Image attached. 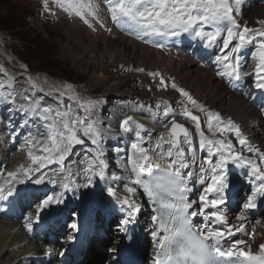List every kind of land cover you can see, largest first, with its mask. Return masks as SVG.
Returning <instances> with one entry per match:
<instances>
[{"label": "snow or ice", "instance_id": "snow-or-ice-1", "mask_svg": "<svg viewBox=\"0 0 264 264\" xmlns=\"http://www.w3.org/2000/svg\"><path fill=\"white\" fill-rule=\"evenodd\" d=\"M56 3L70 16L79 17L89 27H93L89 17L104 27L99 19L98 7L91 3H85L84 0H56ZM106 3L111 20L130 30L138 39L154 36L180 37L187 34L201 41L205 49L219 48V53L215 55V63L222 66V71L218 72L221 77L240 81L252 75L244 70L241 53L247 46L255 44V51L251 53V59L255 61L254 82L256 88L264 89V27L258 30L249 29L238 22L236 17L241 14V0H106ZM44 7L46 11L49 10L48 0H44ZM258 23L264 26V20ZM138 71L142 72L144 69ZM149 75L153 77L160 75V85L167 87L161 74ZM3 86L0 84V87ZM172 88L176 89L180 96L185 97L193 108L206 114V128L211 137H217V134L224 137L225 133H233L241 147H246L250 153L258 155L260 161L264 163V153L248 143L239 126L231 118L225 120L220 113L207 110L174 81ZM65 96L72 103L66 105L62 111L41 108L35 102L29 108L21 109L25 114L30 113L43 121L46 129V134L26 141L27 144L35 146L34 139L37 141L46 139L40 153L34 154L29 151V159L32 165L37 167L24 169L23 177L32 180L36 185L42 184L45 178L42 169L52 164L64 167L66 158L74 154L73 147L84 145L85 139H88L96 146V160L99 162L98 166L89 165L86 169L90 175L84 186L88 187L92 185L93 177L104 179L107 167L102 159L103 133L91 118L92 110L100 101L80 100L71 92V86L59 93L58 100L62 102ZM73 104L84 111V116L74 111ZM156 107L159 109L160 105ZM171 111L170 107H165L164 115L167 116ZM182 114L195 124L199 136V149L201 151L206 149L209 153V158L201 161L199 165L196 182L203 187L198 200L190 198L194 173L186 171L196 164V148L189 129L174 118L171 120V128L167 135L159 136L151 148L143 146L142 143H132L131 152L127 157L126 168L130 165L131 184L139 186L148 200L159 205L156 209L158 215L152 217L157 229L151 233L158 248L156 264H264V244L259 246L256 253L252 251L250 245L246 249L240 247L246 245L244 240L233 242L226 250L220 244L227 234L245 231L243 223L239 226L230 225L222 210V206L227 202L226 191L230 187L228 165L246 164L250 166L252 175L261 181L247 198L245 207L248 209L257 207V196L264 197V168L235 150L228 139L206 137L200 117L193 114L187 106L184 107ZM131 125L136 129L135 135L138 140L143 141L141 133L145 131L144 125L138 123L132 116L121 121L120 129L124 133L131 132L133 131ZM152 154L164 160L167 167L161 168L155 163ZM213 156L216 157L215 160L211 158ZM33 173L39 175L33 179ZM15 175L9 173L10 177ZM19 183L23 184L24 179H20ZM68 187L67 184L64 185L65 190H68ZM125 190L129 196L124 198L117 197L112 187L107 189V193L110 197H115L122 208L126 206L128 216L131 218L133 214L139 212L138 205L132 198L137 188L126 186ZM14 195H18L14 189L5 190L0 186V200ZM62 202L63 193L59 197L43 198L36 204V218L39 219L41 212L52 204ZM198 217L202 218L199 223ZM237 219L244 221L246 217L240 215ZM215 225L223 227L217 228ZM26 227L29 231L32 230L31 224H27ZM71 227L76 229L77 224L73 223ZM71 238L69 236V239Z\"/></svg>", "mask_w": 264, "mask_h": 264}, {"label": "rangeland", "instance_id": "rangeland-1", "mask_svg": "<svg viewBox=\"0 0 264 264\" xmlns=\"http://www.w3.org/2000/svg\"><path fill=\"white\" fill-rule=\"evenodd\" d=\"M48 9V11L45 10L43 0H0V84L4 85L0 87V106L6 105L12 101L14 92L17 90L16 96L19 100L30 98L28 106L33 102L37 103V98L40 99L42 97L47 100H53L58 105L65 107L72 102L68 100L67 96H65L61 102L58 100V96L61 91H65L68 89V86H71V92L79 97L80 100L100 101L92 110L91 118L101 129L105 124H99V122H106L109 120V112H111L119 102H143L152 98L154 90H150V88L152 86L155 88L160 85L159 80L161 78L160 75L156 77L149 75V73L154 72L145 70L142 72L138 71L139 75H136L137 77H130L121 74L119 66L114 65L107 72V75L105 74L102 81L106 84L96 83V79L98 78L97 75L101 74L102 70L99 64L102 62V55L106 54V50H115L119 52L118 48H120L121 43L115 38H113L114 40H106L104 37L94 39V36H89L85 32L84 29L87 27V24L79 17L74 16L75 23L84 29L75 27L69 23L64 24L61 22L54 16L55 14L51 12L49 2ZM252 24L254 27L262 26L258 21ZM67 25H71V27L68 28ZM67 30H71V32L68 33ZM125 32L128 37L137 38L134 33H131L130 30L126 28ZM68 34H70L71 37H69ZM153 38L159 40L161 37L154 36ZM125 53L126 52L123 53L121 60L124 59V56L125 58H129ZM135 55H138L137 59L140 58L138 60L143 59V65H149L155 69H164V67H167V63L160 65L161 63H158L157 58L148 56L144 52H137ZM147 61L148 64L144 63ZM181 65H177V62L173 61V63L170 64L171 69L169 74L157 72L161 74L166 81L167 87L162 86V88L169 93L167 97L168 106L163 104V110L165 107H170L172 109L171 112H176L175 115L186 120V117L182 113L184 107L187 106L190 110L195 111V113L199 115L201 121L206 119L205 113H201L193 108L192 105L187 103L185 97L180 96L179 92L172 88L173 81L179 88L187 90L199 103L204 105L205 101H207L206 104L210 106L205 107L207 110L216 112L218 106L214 103H217L216 101L222 97H224L225 100L224 109L226 108L227 101L231 97L238 100L236 104L232 103L235 107H238L240 104L243 106V102L241 103V100L235 96H230L228 94L223 96V94H225L221 93L223 88L213 81V77L211 76L212 71L210 69L206 68L205 70L207 72L198 69L188 71L186 65ZM132 74L134 73H130V75ZM10 83H12V85ZM143 83L149 86V92H147V88L143 86ZM182 83H184V86ZM33 85H35V87H33ZM218 87L221 89L220 92L218 91ZM121 97H124V100H121ZM201 98L205 100L201 101ZM73 109L77 110L80 116H84V111L80 109L78 105L73 104ZM143 110L155 111L156 109L143 108ZM169 115L170 113L167 116ZM32 118L35 117L32 116L30 119ZM3 120L4 117L0 110V121ZM242 120H244V118ZM235 121L236 120H234V122ZM23 122V124L27 123V121L24 120ZM19 123L20 122H17L16 125ZM12 127V124L11 126H5V130L8 134H10ZM38 129L42 130V125L40 123L38 124ZM204 132L205 134L211 135L208 131L204 130ZM196 137H198L197 133ZM227 138L231 139V136L227 135ZM232 144L235 147V144ZM75 150H77V148L73 149V151ZM25 152V159H27L29 158V151ZM90 159H92L90 161L92 164L97 162L96 157H91ZM10 172L11 170L6 173L9 174ZM42 172L46 171L43 170ZM35 174L39 173H33L32 176ZM24 181L28 182L30 180L25 178ZM24 203L29 204L28 200H25ZM20 211H22V208ZM71 213H73V211ZM68 221L69 219H67V222ZM1 229L3 231L1 230L0 236H2L5 231V228ZM14 230V233L8 235L9 237L13 236V238H17L16 242H13V245H16L20 251L26 249L24 247L30 244H24V233L20 232L19 227H16ZM8 236L1 237L0 256L4 254L6 246L10 241ZM93 241H96V239ZM45 245L47 246L48 243ZM34 247L29 248L33 249ZM93 247H97V243L93 244ZM109 248L110 246L104 244V248L99 249L101 252L104 250L106 254V256L102 257L99 264H105V262L108 261ZM12 249L14 248H9V250L6 251V256L2 259L3 263L13 259L16 255V251L19 252L18 249ZM42 253L43 252H41V254L39 253V257L44 255ZM20 254H22V251ZM25 257L28 256H19L18 254L19 260ZM99 259L100 256L95 255L94 262ZM55 260L52 259L50 264H55ZM23 262V264H30V260L28 259Z\"/></svg>", "mask_w": 264, "mask_h": 264}, {"label": "bare ground", "instance_id": "bare-ground-1", "mask_svg": "<svg viewBox=\"0 0 264 264\" xmlns=\"http://www.w3.org/2000/svg\"><path fill=\"white\" fill-rule=\"evenodd\" d=\"M263 14H264V9L259 11L258 13H256L255 17H259L260 15H263ZM252 16H254V15H251L250 17H252ZM253 20H257V19L255 18ZM67 26H68V28L71 27V25H67ZM69 32H71V30L68 31V33ZM68 35H69V37H71L70 34H68ZM94 39H98L97 35L94 36ZM105 39L108 40L109 38L105 37ZM103 41H105V40H103ZM119 42L121 43L120 48H118L119 52H116L115 50H106L105 51L106 54L102 55V62L99 63L101 65V67L100 66L99 67L103 71L101 70V74L97 75L98 78L96 79V83L104 84L105 82H102V81H103V79L105 77V74L107 75V72L114 65H117V66L122 67V68L132 69V70L143 69L144 68L143 67V59H141V60H138L140 58L137 59L138 55L137 56L135 55V53H137V52H144L148 56H151V57L154 56V58H157L158 63H161L160 65H163V63L164 64L167 63V67L166 68L164 67V69H166V70H170L171 69L170 68V64H172L173 61L177 62L178 64L179 63L182 64L181 66L186 65L188 71H194V69H195V65L192 64V63H186V62L183 63L182 61H177V60L172 59V57L162 56L159 52H157L155 50H152V49H150L148 47L142 46V45H140V44H138L136 42H133L131 40L122 38V40H120ZM114 48H116V47H114ZM124 52H126L125 55H128L129 58H125V56H124V59L121 60L122 59V55H123ZM98 58H99V56H98ZM103 60H104V62H103ZM148 61H150V60H148ZM148 61L144 62V63L148 64ZM147 66H149V65H147ZM235 82L236 81L233 80V84ZM109 90H111V89H109ZM213 90H215V89H213ZM220 90L221 89L218 87V91L219 92H220ZM238 97L242 100V101H240L241 103L244 102V98L243 97H241L240 95H238ZM121 100H124V97H121ZM216 102L217 103H214L216 106H218L217 107L218 109H217L216 112L220 113L225 120H227L228 118H231V119L233 118L232 119L233 121L236 120L235 124L239 126V128L241 129V132H242L244 137H252V139L254 141H256V142L258 140H263L264 139V112L257 111L256 108L254 107V105L252 103H248V102L242 103L243 106H241V104H240L238 107H235L234 104H232V103L236 104V102H238V100H236L234 97L230 98L227 101L225 109L223 108L224 105H225L224 97L218 99ZM156 104H159V102L156 101ZM125 115H127L126 117L132 116L134 120H136L138 123L144 125V128H146V131L144 133H141V135L143 136V141H144V144L142 143V145L145 146V147H149V148H151L155 144V142L159 138V136L166 135V128L167 127H165L164 125L169 126V121H171V119L169 117L167 120H160V122L157 125L150 124L148 121H146L144 119V117L140 113L135 112V111H131V109L128 108V107L115 106V108L113 110H111V112H109V114H108V116H110L109 120H107L106 122H99V124H106V128L104 129V132L107 134V136L109 138L108 144L114 147V149L116 150L115 155L117 157H119L120 155L125 157V162L124 163L126 164V158L131 152V147H130L131 144L134 143V142H136V143H141V142H140V140H138L136 138H133V136H134V134L136 132V129H135L134 125H131V127L133 128V131L128 132V133H124L120 129V123H121V121L123 119L126 118V117L123 118ZM26 117L28 118V114L26 115ZM256 117H258L257 122H256ZM243 118H244V120H242ZM249 120H251L250 122H251V124H253L251 126L252 127L251 132L249 131V128H250V125L248 123ZM16 134L17 133L12 134V138L13 139L16 138ZM125 135H130L131 138L128 140L127 138H125ZM230 135L233 136L234 134L230 133ZM192 139H193V135H192ZM121 141H122V144L120 143ZM261 144H264V142L261 143ZM19 146H21V144H19ZM42 147H43V145H40L37 148L36 153H40V150L42 149ZM165 147H167V145H165ZM13 149H17V147L11 145L10 140L8 139V137L5 134L0 133V163L6 164L7 165V169L6 170H8V171L9 170H13V167H15V165H17V164H20L21 161L24 160L25 156H26V152H24L23 149L17 154L16 153H12ZM41 154H43V153H41ZM198 154H199V149L198 150L196 149V160L198 158ZM155 157H156V160H157L156 163H158L161 168L167 167V164H166V162L164 160H161L157 156H155ZM104 161H105L106 164L111 165L112 168L115 171L119 170V166L120 165L117 162H115L114 159L110 158L108 155H105ZM57 166L60 168V165H57ZM29 167H33L34 168V167H37V166L31 164L27 168H29ZM196 167L197 166L195 165L194 167L188 169L187 171H191V172L194 173ZM128 168H130V165H129ZM121 170L124 171V173L122 174L123 176H125V181L124 182H122L121 180H118V179H116L114 177H111V176H108L107 181L109 183H111L113 186H116L119 183H122V184H120V186L122 187L123 191L126 193V194L123 195L124 197L129 196V194L125 190L126 186L136 187L137 188V192H136L135 196L132 197L136 201V198L139 197L143 193V191H142V189L139 188V186L131 184L130 171H126L123 166H121ZM75 176L78 178L76 182L79 185H81V189L76 193L77 198L79 199V202H80V199H84V198H90V201H92V198L88 197V196L92 195L93 192H94L93 188H92V185H90L88 187L84 186L85 184H87L88 179L84 180L81 177L79 172L78 173L75 172ZM192 179H194V178H192ZM55 180H56V182L58 180V175L57 174L55 175ZM16 182H17V180L15 178H12V179L9 180V185L8 186H13ZM191 186H192L193 190L190 193V198L192 200H198L197 191L200 189L199 185H198V183L196 181L192 180ZM99 191L101 193H104L103 191H105V187L100 188ZM31 193H32V190L29 189L28 195H31ZM233 196H234V193L230 194L229 197L226 199V201L228 203H232V197ZM100 198H101L100 196L94 197V202H95L96 205H100V210L94 211L93 214H94L95 218L93 220H91V222L92 223H99L97 217H100V221L101 222H105V223L115 222L116 220H114V219H111L109 221H105V218H104V215H103L101 209L105 208L107 206L104 203L101 202ZM239 198L240 197H238V199ZM149 203L152 204V201L149 200ZM108 207L110 209H112L111 211L118 210L117 204H113V206H108ZM138 208L140 209V207H138ZM237 208H238V204H236L234 207H232V208H230L228 210V215H229L230 219H232L233 216L236 215V209ZM9 213H11V212L10 211L2 212V210L0 209V233H1V230H2L1 228H5V231L3 232V235L0 236V240L1 241H2L1 237L8 236L9 234L15 232L14 228L10 227L7 224L8 223L7 220L5 219V218L8 217L7 215ZM149 213H150L149 210H145L144 213L143 212L139 213L138 217H137V221H138V223L140 225V228L142 230L141 238L143 240V243L146 241V236H147L148 230H149V227H147L146 224H145L146 214H149ZM123 216H124V219H125L124 222H123V227H121L120 224L118 223L116 225V228H118L119 231L121 230L122 233L125 234L127 226L129 224V221H127L128 218H127L126 214L123 215ZM199 219H200V217H198V220ZM131 221H132V219H131ZM76 224H77V228H76L77 234L80 235V233L84 230L85 226L87 225V219L86 218H79L77 220ZM9 238H10V241L8 242V245L6 246L5 252H4L3 255L0 256V264H11V263H13V264H23L24 260L23 259L19 260L18 259V254H19V256H25V254L30 255L32 252L28 251V248H26L27 251L25 249H22L21 250L22 254H20V252H21L20 249H18V247H16V245H13V242H16L17 238H13V236H10ZM124 238H125V236L123 235L121 237V239H119L118 241L119 242H123ZM21 241H23V240H21ZM17 242H19V241H17ZM19 243H21V242H19ZM9 248H14L12 250L18 249L19 252L16 251V255L14 256L13 259H10L8 262L5 261L3 263L2 259L6 256V251L9 250ZM101 248H104V243H98L97 247H93V248H91V250L88 251L86 257L84 258V260H87V264H99V262H101L100 260H102V257L106 256V254L104 253V250H103V252H101L99 250ZM38 250L39 249H36V251H38ZM95 255H99L100 259L98 261L94 262ZM84 262L85 261H83V263H81V264H84ZM30 264H33V262L30 261Z\"/></svg>", "mask_w": 264, "mask_h": 264}]
</instances>
